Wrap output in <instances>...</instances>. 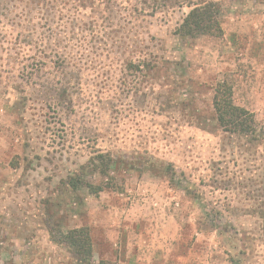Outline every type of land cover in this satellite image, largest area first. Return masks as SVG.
Instances as JSON below:
<instances>
[{"label":"rangeland","instance_id":"obj_1","mask_svg":"<svg viewBox=\"0 0 264 264\" xmlns=\"http://www.w3.org/2000/svg\"><path fill=\"white\" fill-rule=\"evenodd\" d=\"M203 1L222 35H179ZM219 81L253 135L217 126ZM80 227L90 264H264V0H0V264H75Z\"/></svg>","mask_w":264,"mask_h":264},{"label":"trees","instance_id":"obj_2","mask_svg":"<svg viewBox=\"0 0 264 264\" xmlns=\"http://www.w3.org/2000/svg\"><path fill=\"white\" fill-rule=\"evenodd\" d=\"M181 36L193 38L195 36L218 37L222 35L220 22V6L212 1L194 3L190 11L182 20L177 29ZM129 67L138 69L132 62ZM217 126L225 133L240 136H251L255 133L256 121L254 115L246 109L235 105L231 85L226 81H219L213 88L211 100ZM112 165L110 158L98 155L91 168L101 176H108ZM65 185L73 191L85 189L89 195L97 196L102 192V186L92 185L83 180L82 176L68 177ZM53 240L63 244L70 250L75 264H90L93 253V244L87 227L75 228L54 236ZM99 264H107L100 261Z\"/></svg>","mask_w":264,"mask_h":264}]
</instances>
